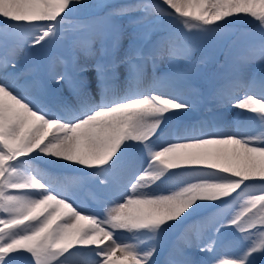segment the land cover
Segmentation results:
<instances>
[{"label": "snow or ice", "instance_id": "6c2138e0", "mask_svg": "<svg viewBox=\"0 0 264 264\" xmlns=\"http://www.w3.org/2000/svg\"><path fill=\"white\" fill-rule=\"evenodd\" d=\"M78 5L92 18L67 39L94 58V78L73 56L49 72L75 103L27 91L36 85L24 61L64 41ZM243 17L260 29L259 77L217 75L201 92L178 61L194 66L197 45L222 48V33ZM124 19L131 31L116 22ZM199 103L234 109L235 130L197 134L185 121ZM31 162L67 173L58 183L88 189L95 207ZM169 181L178 184L160 191ZM242 199L239 211L222 216ZM193 227L210 233L195 243L202 259L190 258L194 242L180 235L165 264H215L226 228L239 234L240 249L219 264L264 260V0H0V264H161L170 234Z\"/></svg>", "mask_w": 264, "mask_h": 264}, {"label": "rangeland", "instance_id": "374dc122", "mask_svg": "<svg viewBox=\"0 0 264 264\" xmlns=\"http://www.w3.org/2000/svg\"><path fill=\"white\" fill-rule=\"evenodd\" d=\"M91 4L109 2V0H88ZM110 2L121 3L126 2V0H110ZM153 2H159V0H153ZM166 7V6H165ZM92 18V10H84L79 5L77 6V11L71 13L67 16L65 20V24L63 26L62 31L65 33V39L61 43H56L48 47L43 51L36 50L29 54L28 58L24 61V67L26 72H31V74L35 77V85L36 88L29 86L27 91L35 92L39 90L42 93L51 94L52 96H56L57 94H61L65 97H69L72 103H75L74 97L71 96V93L68 90L67 85H63L62 87H58L53 80L51 79V73L49 72V67L52 66L56 72H61L68 66L69 61L75 56L76 61L79 64H86L89 68L87 73L89 78H94L95 73L92 70V64L94 63V58H86L79 50V48H70L69 41L67 37H71L75 35L77 31H82L77 26L82 22ZM121 27L127 31H131V28L126 19L117 20L116 21ZM178 45L182 46V41H177ZM222 44L223 47H226L227 50L222 56L221 66L225 68L227 75H231L233 77H238L243 82H249L252 79L253 72L256 70H261L262 61L261 57V41H260V30L257 33L252 35L245 34H230L229 31L224 32L222 36ZM96 48L99 47L97 44ZM222 48H214L208 51L205 55L209 56L213 51V55L216 54V58L220 57V53ZM208 48L206 49V51ZM194 55V53H193ZM241 55L248 56L249 59L245 62H241L239 57ZM25 56L23 50H18L15 54V59L20 60ZM63 61V63H61ZM169 61L167 58L160 61L159 70L163 71L167 67ZM187 63L183 59L178 61V67L185 68L191 66H182V64ZM203 64L200 62L195 67H191L192 70L190 75L192 76L193 83L200 89L201 92L207 93L208 88L205 89L204 85L210 83L211 79L214 76H204L198 77L200 75V71H203L201 68ZM151 70L149 69V72ZM208 80V81H207ZM23 83V80L21 81ZM123 90V89H121ZM190 93V90H186ZM233 94H238L235 90H232ZM212 108V111H209V108ZM251 115L246 114V116ZM235 117V110L231 109L227 105L216 106L215 104L208 103H199L192 110V112L188 115L185 123L194 128L195 132L199 134L201 131L203 132H214V131H234L235 126L233 124ZM175 123L170 125L169 128L163 135L164 140L170 139V133L175 130ZM246 123V120L241 121V125ZM229 124H233L232 127H229ZM219 125V129L217 128ZM31 166L37 169H40L42 172L48 174L51 182L61 191H77L79 194L80 201L82 202V206L86 209H93L96 205V200L92 199V197L88 194V189L81 190L78 185H64L58 183L60 177L62 175H67V173H59L53 171L50 168H44L41 164H36L35 162H31ZM255 183H258L255 182ZM177 181H169L165 185L162 186L160 191L167 192L169 189H173L177 186ZM253 194H259V189L257 188ZM247 197L245 196L244 199ZM243 199L237 201L234 205H231L227 209H225L222 216H231L236 211L240 210V206L243 204ZM207 215V214H206ZM190 224L193 222H189ZM209 231L207 227H193L188 231H184L183 229L174 230V234H170V239L166 241L165 245L161 249V255L157 257V259L161 262V264H165V261L169 258V253L171 249V245L173 243L178 242V237L180 235H184L187 239H190L194 242L193 248L190 250V258L194 261H198L202 259L201 255L195 249V243H198L200 240H206L209 235ZM118 236L123 237L124 239H128L130 236L129 233H117ZM239 234L234 229H222L221 234L219 235L216 242V251H215V264H219L221 260H227L234 258L235 255L238 254L240 249V241L238 239ZM258 264H264V260H262L259 256L257 257Z\"/></svg>", "mask_w": 264, "mask_h": 264}, {"label": "trees", "instance_id": "16d2710c", "mask_svg": "<svg viewBox=\"0 0 264 264\" xmlns=\"http://www.w3.org/2000/svg\"><path fill=\"white\" fill-rule=\"evenodd\" d=\"M259 27L258 24L256 22H254L250 17H243L241 18V22H239L238 24H235L233 26H231L230 28L226 29L224 32L229 31L230 34H245V35H252L254 33H257L259 31ZM224 32L222 33V36L224 34ZM208 48V50L206 51V49ZM213 47L211 46H207V45H197V50L194 52V66L188 65L187 63L182 64V66H191V67H195L196 65H198V63H202L203 66L201 68H203V71H200V75H198V77H204V76H214L216 77L217 75H224V73H226V70L224 67L221 66L222 63V56L223 54L226 52L227 48L224 47L222 48V51L220 53V57L217 59L216 58V53L215 55H213V51L210 53L209 56H206V53L210 50H212ZM261 70H256L255 72H253L252 78L255 77H259ZM208 81V80H207ZM208 83L204 85V88L207 89Z\"/></svg>", "mask_w": 264, "mask_h": 264}]
</instances>
